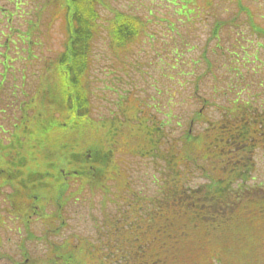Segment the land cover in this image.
Here are the masks:
<instances>
[{"label":"rangeland","instance_id":"rangeland-1","mask_svg":"<svg viewBox=\"0 0 264 264\" xmlns=\"http://www.w3.org/2000/svg\"><path fill=\"white\" fill-rule=\"evenodd\" d=\"M26 1L25 14L21 18H17L14 14L12 19L18 22V26L20 23L24 30L27 24L36 25L39 37L36 36L38 44L34 51L40 54V59L32 58L26 68L29 71H40L42 74L45 61L48 58L54 59L63 50L64 33L66 36L63 15L59 9L54 8L52 0ZM102 1L104 5L98 7L99 24L102 28L108 27L113 8L129 12L138 15L140 20L143 17L151 19L150 30L154 33L153 41L156 43L152 48L151 41L140 32L136 41L129 43L125 51L117 49L115 52L105 35L106 28L102 29V33H98L95 40L91 39L89 43L90 66L85 76L79 78V84L85 86L86 81L90 82L88 83V92L91 91V96H88L89 118L96 123L110 126L113 132L116 126L119 127L117 133L122 137L113 136L114 142L102 148L105 152L111 151L110 159L113 162L108 160L102 170L97 166L86 168L82 183L79 180L80 176L70 179L67 177L68 172H64V175L59 173L55 175L58 180L65 181L64 184L60 182L61 184L57 185L55 181L49 180L37 185L31 184L33 189H38L41 184L46 185L45 191L52 192V195H48L49 199L42 195H39V198L37 193L33 195V192L28 191L32 190L29 186V173L33 174L32 170L24 176L16 174V171L8 170L9 174L22 181L23 187L27 185L26 188L16 192V195L21 197V203H24L25 208L29 207L40 215L38 218L29 216L25 230L20 223L16 224L5 217L3 211L10 212L12 209L0 202V264H57L58 261L67 264H97L94 260H86L87 255L94 254V249H97L98 253L105 252L106 247L111 248L113 237L108 238L107 235L111 236L117 229L122 231L116 224L118 203L114 193L121 197L127 195L126 187L129 182V220L139 218L140 215L145 214L142 211L148 210L149 204L154 206L159 198L155 196V192L160 183L159 173L163 171V161L158 162V158L165 154V148L171 142L176 141V144L181 147L184 133L189 132L190 136L195 135L197 131H202L207 126L205 119L209 122L221 119L223 109L231 104L234 94L231 92L235 88L243 89V99L254 97L256 101L252 105L258 104L259 110L264 109V37L261 34L257 35L251 25H256L255 29L259 27L264 30V0H208V7L203 4L207 0ZM45 2L46 5H44ZM12 5L6 0H0L1 8L8 12L13 11ZM152 9L155 16L164 17L162 19L172 21L175 25L180 15L190 17L189 20L193 21H190L188 26L180 25L178 27L180 33L177 35H163L162 31L166 24L158 23L160 25L158 26L155 22L153 23V18L148 16V11ZM149 15H153L152 11H149ZM3 18H0L3 19L0 25L5 23L6 17ZM47 22L50 23L49 28ZM219 22L225 24L220 26ZM12 25L16 27L15 22ZM146 27L148 28V25ZM166 28L170 33L175 32L171 23H168ZM212 28L215 32L211 34ZM18 30L23 31L19 27ZM191 44L196 48L194 49ZM156 51L158 53L155 54ZM199 53L207 61H203ZM231 59L238 66L236 69L240 72L238 76H234L235 71L228 68ZM194 60L198 62L197 66H195L196 62L193 63ZM12 61L11 58L8 60L10 64ZM139 62L143 64L134 67ZM19 64V61H16L15 67ZM144 64L153 69L144 71ZM9 67L5 65V69ZM248 67L258 75L244 72L243 70ZM48 72H50L48 76L50 86H56L58 81L64 80L55 71ZM19 74L14 72L15 80L19 79ZM8 81L5 85L11 83ZM261 81L263 86L258 85ZM16 83L18 84V81ZM109 87L115 89L112 91ZM8 93V86H4V90L1 89L3 99L0 101V106L9 102ZM19 97L24 96L19 93ZM150 106V111H147L146 108ZM171 107L173 108L170 115ZM57 108L54 107V109ZM130 111L135 112L136 115L139 111H143L149 121H146V124L161 127L162 137L159 139L157 150L152 147L153 137L152 135L150 137L149 133H144L145 135L137 138L138 129L143 130L146 124L142 120L138 122V118L130 119L131 116H128L129 120L126 122ZM196 111L202 113V119H192ZM14 113L20 121L29 114L18 112V108ZM5 115V123L0 122L5 127V132H0V146L9 143V133L12 131L10 125L12 110L7 109ZM163 118L169 120L164 126L161 125ZM111 121H113L112 125H110ZM177 121L179 124H176ZM105 126L96 125V131L106 132L108 128L104 129ZM80 128V137L83 136L85 139L81 142L82 144L92 138L96 139L97 136L90 132V126L81 124ZM74 134L69 133V139L75 142L79 137L76 132ZM17 144L15 141L11 147ZM20 144L25 147V140H21ZM33 151L22 159L24 162L29 160V165L34 157ZM87 151L88 149L84 152ZM14 152L16 153L15 150ZM15 153L12 152L13 157L21 160ZM148 153H154L159 157H153ZM196 159L198 164L202 163L199 160L200 156ZM254 162L252 180H249V184L262 185L264 184V149L255 150ZM17 167H21L20 162ZM190 169L192 170L191 178H193L190 184L204 186L207 182L206 176L202 174L200 167L194 166ZM99 170L100 173H98ZM97 174H100L103 188L94 189L92 178ZM5 175L8 174L5 172ZM17 185H20L18 181ZM54 185H57L55 186L57 192ZM55 192L60 193L59 199L56 194H53ZM118 201L121 205L122 200ZM136 201L139 209L133 212L132 205ZM104 215L107 216L106 221L103 220ZM16 226L20 228V231H15ZM235 227L243 231L241 232L243 247L235 245L232 249L236 262L245 264L263 260L264 226H261L259 231H244L239 221L234 223L231 229ZM132 229L136 230L134 227ZM209 236L212 240L215 235L211 233ZM181 244L183 247L179 254L181 257L175 258L174 264H187L191 261L190 257L199 259L209 249H220L217 243L206 241L199 235L190 243L185 241ZM61 256L68 258L65 260L60 258ZM103 263L104 261H100L98 264Z\"/></svg>","mask_w":264,"mask_h":264},{"label":"trees","instance_id":"trees-1","mask_svg":"<svg viewBox=\"0 0 264 264\" xmlns=\"http://www.w3.org/2000/svg\"><path fill=\"white\" fill-rule=\"evenodd\" d=\"M6 1L15 6V13L9 15V20H12L14 14L17 18L25 14L26 0ZM52 3L54 8L61 11L66 30L63 50L54 58L52 66L64 80L58 81L55 86L58 103H62L57 109L44 106L45 111L38 114L36 150L32 164H35L39 178L45 177L49 169L65 166L69 162L68 157H72L73 148L65 141L69 138L58 132L59 127L52 125L51 117L54 112H57V115L71 114L78 119L86 118L85 122L91 126V133L97 136L96 139H90L86 146L94 156L100 155L99 147L114 142L108 135L122 137L117 133L119 127L116 125L114 132L108 126L106 137L96 134V125L92 124L94 121L91 122L88 117L90 82L86 81L85 86L79 84V78L86 74L90 66L89 43L91 39L95 40L100 32L98 7L104 5L103 1L52 0ZM2 9L0 8V13ZM224 24L219 22L220 26ZM49 25L47 22L48 28ZM140 26L142 27V21L137 15L113 8L107 32L111 43L115 45H112L114 51L117 52L118 47H123L126 42H132L138 36ZM7 27L11 28L8 25ZM27 32L29 33V29ZM36 36L39 37V34ZM149 36L152 37L153 34L150 33ZM234 68L236 66L230 63L229 69L235 71ZM236 71L234 76L239 75L238 70ZM109 89L113 90L112 87ZM231 93H234L231 104L223 109L221 119L210 122L205 119L207 126L202 131H197L191 136L187 132L184 133L181 147L173 141L165 148V154L161 156L164 169L160 172V191L155 194L159 198L154 206L149 204L148 210L141 209L145 214L129 220V223L125 214L117 216L118 228L122 231L117 229L111 236L107 235L108 238L113 237L112 247H106L105 252L99 251L101 253L94 249V254L87 255L86 260H94L97 264L100 261H104L103 264H174L175 258L181 257V243H190L199 235L206 241L217 243L220 249H209L199 259L190 257L191 261L187 264H241L236 262L232 249L235 245L243 247V231H239L237 227L231 229L232 225L241 221L244 231H259L260 227L264 226V184H249L254 171V152L257 148L264 149V109L259 110L258 104L252 105L256 101L254 97L244 100L242 89L235 88ZM146 110L150 111L149 108ZM47 114L50 116L45 118L43 115ZM128 116H131L130 119L138 118L137 120H142L145 124L148 121L143 111H139L137 115L130 111L127 119ZM41 117L43 121L40 120ZM192 119H202V113L196 111ZM71 123L70 127H73L75 122L71 120ZM160 129L161 127L147 125L143 134L137 132L136 135H152V147L157 150L159 139L162 137ZM150 142L148 138V143ZM27 149H22L23 154L26 155ZM149 153L148 155L159 157ZM110 155V150L101 154L103 165L108 160L113 162ZM198 156L201 164L197 162ZM194 166H199L202 174L206 176L207 182L204 186L190 184V167ZM118 197L120 198L119 195ZM132 207L133 212L139 209L136 204ZM132 227L136 230L133 231ZM211 233L215 235L212 240L209 236ZM60 258L66 260L68 257ZM60 264L67 263L61 261ZM245 264H264V259Z\"/></svg>","mask_w":264,"mask_h":264},{"label":"flooded vegetation","instance_id":"flooded-vegetation-1","mask_svg":"<svg viewBox=\"0 0 264 264\" xmlns=\"http://www.w3.org/2000/svg\"><path fill=\"white\" fill-rule=\"evenodd\" d=\"M17 181H18L19 183H21V181H20L19 179H17Z\"/></svg>","mask_w":264,"mask_h":264}]
</instances>
